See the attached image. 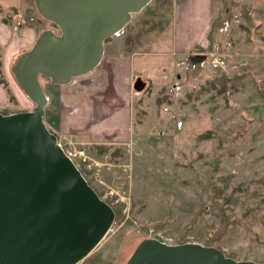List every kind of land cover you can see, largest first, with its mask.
Here are the masks:
<instances>
[{
	"label": "rangeland",
	"instance_id": "1",
	"mask_svg": "<svg viewBox=\"0 0 264 264\" xmlns=\"http://www.w3.org/2000/svg\"><path fill=\"white\" fill-rule=\"evenodd\" d=\"M172 1L152 0L134 14L114 36L113 47L120 49L122 39L127 42L147 37L156 25L164 26L174 18ZM30 4L24 19L14 18L13 12L0 15L13 31L6 35L8 42L12 43L14 37L23 40L22 30L28 26L38 35L46 30L59 33L38 13L34 0ZM205 12L186 15L191 22L179 25V39L183 36L191 42L199 33L195 41L200 43ZM214 22L209 46L199 57L205 65L197 59L180 62L178 83L168 94L171 99L164 100L163 93H145L138 101L134 94V127L130 124V130L134 128L135 132L130 148L107 143L89 146L78 143L72 131L66 135L73 144L65 148L85 150L89 162L79 164L82 160L76 158V163L84 166L83 175L89 184L118 214L108 234L88 256L98 253L97 264H125L139 243L148 238L171 244L206 245L220 223L223 204L234 224L224 238L211 246L236 260L264 262V0H216ZM183 25L187 32L180 31ZM195 48L194 44L192 49ZM26 51L22 48L7 68L0 57L8 84H0V112L8 110L12 114L35 107L12 72L16 60ZM212 56H219L223 64L215 67ZM220 75L230 77L226 95L208 85ZM77 79L80 78L73 80ZM39 81L48 97L44 121L60 139L56 126L60 85L42 76ZM200 87H205L204 93H199ZM143 107L147 112H142ZM159 107L169 110H163V114ZM187 112L207 113L211 125L199 133L211 129L213 137L197 140L199 133L194 130L181 134L178 117ZM142 120L144 126L139 125ZM112 132L107 136L112 138ZM101 145L113 148L99 154L97 147ZM116 147L121 151L113 158ZM96 159L100 166L94 165ZM217 188L223 189L219 196L215 195ZM160 223L163 226L159 227Z\"/></svg>",
	"mask_w": 264,
	"mask_h": 264
},
{
	"label": "water",
	"instance_id": "2",
	"mask_svg": "<svg viewBox=\"0 0 264 264\" xmlns=\"http://www.w3.org/2000/svg\"><path fill=\"white\" fill-rule=\"evenodd\" d=\"M152 0H34L59 33L42 32L12 72L35 103L0 112V264H80L101 243L115 210L89 184L45 121L48 98L39 78L64 85L102 61L107 39ZM125 264H264L236 260L215 246L139 243Z\"/></svg>",
	"mask_w": 264,
	"mask_h": 264
},
{
	"label": "crops",
	"instance_id": "3",
	"mask_svg": "<svg viewBox=\"0 0 264 264\" xmlns=\"http://www.w3.org/2000/svg\"><path fill=\"white\" fill-rule=\"evenodd\" d=\"M31 1L0 0V15L13 12L14 18L24 19L31 10ZM172 2L175 9L174 18L166 21L164 26L156 25L150 30L152 34L147 33V37L130 38L127 42L122 39L120 49L113 47L111 42L113 36L106 43L103 59L94 70L78 77L80 79L60 85V116L56 125L60 135L65 136L72 131L78 143L89 146L93 143H107L131 147L135 132L134 128L130 130V124L134 127V118L131 116L134 115V94L136 93L138 101L144 98L145 93L152 96L162 93L168 95L178 83L180 62L203 56L214 31L216 0ZM203 10H206V22L200 28L202 37L200 43L195 41L199 33L194 35L191 42L183 36L179 39V25L191 22L186 15L188 13L192 16L198 15ZM184 26L186 25L180 28L183 33L187 32ZM0 30V57L6 68L12 64L22 48H26L27 51L31 49L39 36L31 26H28L22 30L23 40L19 41L14 37L10 43L6 35L8 37L11 30L2 19ZM192 44H195L194 50ZM168 108L165 107L163 110L168 111ZM158 110L165 113L161 107ZM143 111L147 112L144 107ZM178 120L181 134L193 130L194 133H199L211 125L207 113H180ZM139 125L144 126L143 120ZM110 131H113L110 133L112 138L107 136Z\"/></svg>",
	"mask_w": 264,
	"mask_h": 264
},
{
	"label": "trees",
	"instance_id": "4",
	"mask_svg": "<svg viewBox=\"0 0 264 264\" xmlns=\"http://www.w3.org/2000/svg\"><path fill=\"white\" fill-rule=\"evenodd\" d=\"M110 39L111 38L107 39L106 42L110 41ZM196 59H199V58H195V60ZM2 73H3L2 68L0 66V84L3 85L4 87H7L8 84H7L6 80L4 79V76ZM229 82H230V77H227L226 75H220L219 77H215L214 79H211L208 82V85H210L213 88H217V93L226 95L227 91L229 89V87H228ZM204 92H205V87H200L199 93H204ZM162 98L167 101L170 99V95L165 94ZM227 99H228V97H227ZM1 113L4 115L11 114L8 110H4ZM213 135H214L213 130L209 129L205 132L199 133L196 136V138H197V140H207V139L212 138ZM112 148L113 147L108 146V145H101V146L97 147V150H98L99 154H103V153L109 152V150ZM116 149H117V147H116ZM116 149L111 154L113 158H115L116 155L120 154L121 150L119 148L117 150ZM118 150H120V151H118ZM80 171L83 174H85L84 172L86 170H85L84 166L82 168L80 167ZM222 190L223 189H221V188H217L215 195L219 196L220 193L222 192ZM226 211H227V207H225V205L223 204L221 209H220V223H219L218 227L216 228V230L210 235V237H208L207 244H206L207 246L214 245L215 242L224 238L228 234L230 227L234 224V221L229 218ZM116 218L118 219V214H117ZM158 226L159 227L163 226V224L160 223V225H158ZM99 260H100V255L98 253H95V254H92L90 257H88L82 264H97V262Z\"/></svg>",
	"mask_w": 264,
	"mask_h": 264
},
{
	"label": "built area",
	"instance_id": "5",
	"mask_svg": "<svg viewBox=\"0 0 264 264\" xmlns=\"http://www.w3.org/2000/svg\"><path fill=\"white\" fill-rule=\"evenodd\" d=\"M215 54H216V52H215ZM212 57H214V56H212ZM201 61V60H200ZM214 66L215 67H219L218 65H219V63H220V65H221V62H222V64H223V60H221V58L219 57V56H215L214 57ZM201 65H205V60H202L201 61ZM223 66V65H222ZM66 140V141H65ZM58 142H59V144L62 146V148L65 150L66 148H65V146L66 145H68V146H72V144H73V142H71L70 141V139L65 135V136H60V139L58 140ZM71 148L72 147H70V148H68V149H66L65 150V152L67 153V155L76 163V158H81V162H79V164L80 163H88L89 162V158H88V156L86 155V152H85V150L84 149H80V150H77V149H74L73 151L71 150ZM93 162H94V165L95 166H100V164L99 163H97V162H95L94 160H93ZM77 165H78V163H76ZM86 166H90V165H86ZM90 168V167H89Z\"/></svg>",
	"mask_w": 264,
	"mask_h": 264
}]
</instances>
